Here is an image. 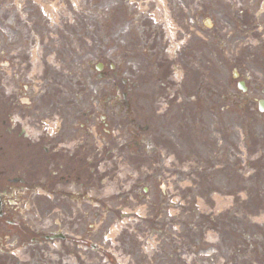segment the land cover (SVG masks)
Wrapping results in <instances>:
<instances>
[{
  "label": "rangeland",
  "instance_id": "374dc122",
  "mask_svg": "<svg viewBox=\"0 0 264 264\" xmlns=\"http://www.w3.org/2000/svg\"><path fill=\"white\" fill-rule=\"evenodd\" d=\"M17 2L19 1H12L11 5H14L12 9H15V5L17 7ZM65 5H67V10L59 13L61 19H58L57 24L59 27L57 31L65 30L68 33L72 32V29L68 27L69 13H72V10L70 4L65 3ZM111 5L110 0H103V7L109 8ZM51 11L46 12V22L52 21L54 13L49 14ZM26 13L25 9H17L13 14V18H11L10 11L8 13L0 12V20L7 21L6 24H0V144L7 155L4 162L10 168H15L16 171L25 170L27 175L32 178L31 180H34L38 173H36L38 167L46 169L43 165L44 159L52 157L51 148L46 154L41 150L44 145L43 141L37 142L31 139L32 137L24 138L17 135V132H21L22 128L26 133L39 128L25 115H22L21 110L23 108H33L35 104L37 106L35 111H43L45 109L46 111L59 113V110L62 112V107H65L66 104H70L69 108L82 106L83 110H87L85 114L93 117L90 118L91 121L88 124V128L90 133L96 135L94 137L88 136L87 140L82 139L85 144L84 148L89 150V159L93 161L92 167L100 166L103 171L93 181V186L98 185L101 177L105 179V183L101 188H98L99 191L111 192V187H114L113 190L119 194H125L124 185L127 182L130 183L133 180V175L137 173L142 179L145 178L136 189L138 195L143 192L144 187L149 190L150 186H152L157 190L159 180L151 181L150 183L149 174L151 169L145 171L141 167L127 163L126 160H128L129 156L116 155V161L113 165L112 154H106L105 152L103 154L105 162H101L102 158L99 159L96 155L93 156L92 153L94 149H99L96 147L97 140L99 142L104 140L107 143L111 141V137L117 138L114 126L103 127L100 125L103 123L100 116L113 117L114 109L109 107L108 100L113 99L111 102L113 105L114 101L120 99L121 84L119 78L123 77L128 83L135 81L139 87L143 86L146 88L148 94H143L147 93L143 92V88L140 90L142 91L140 95L142 94L143 97L155 95V93L149 94V89L158 93L166 90V97H163V99H166V103H169L164 113L165 119L171 121L170 118H172L174 122H177V120L183 121L184 118L183 122H185L186 127L195 125L201 128V124L204 121L203 118H205V123L208 122L214 126L216 139L212 140L211 147L218 150L216 155L218 161L215 163L217 168H225V157L222 156L225 153V149L233 154L231 174L234 178L232 182L230 179L225 180L223 174H217L213 182H208L207 180L205 182L203 176L207 169L201 167L202 177H197L196 180L199 182L198 185L200 187L203 185L211 186V188L220 185L223 187V191H212L210 200H204V198L195 195V198L188 201V208L192 211L194 210L195 214L192 216L189 214L191 218L186 217L185 222L188 225H195L193 227L194 232L189 233L185 230L183 234L180 233L178 235L177 231L171 229L172 234L180 239L178 248L183 247L184 264H264V163H259L260 160L264 162L261 156V154L264 155V151L256 146H251V143L248 144L247 158L250 166L247 167L246 165L242 171H239L242 162L240 155L245 156L241 151L240 130L245 133L246 139L249 140L251 138L254 142H257L253 137V134H256L257 127L252 124L247 126L242 121L240 117L242 109L239 106V102L232 107L231 111L230 108H228V111L216 108L214 110L210 109L211 102H206L209 92L204 91L205 87L203 85H209L206 84V80L211 81V78L209 76L201 77L200 72L194 66V64H201L203 67L206 64H204V61H207L209 54L204 52V60L199 61L193 59L194 56L190 57L188 53L179 57L177 51L179 36L176 33V28L165 30L156 26L153 27L151 29L153 36L160 39L159 42L153 39L151 45L145 44L147 40L143 37L144 32L140 34L138 29H134L137 36L136 48L130 44L123 43V37L115 34L121 29L111 28L105 29L106 33L107 31L109 32V35L105 34V43L85 46L88 62L91 60L90 68L85 71L80 68L81 63L85 64L86 60H80L76 56L79 53L74 46V49L70 50L68 55H64L59 50L56 53L53 52L54 54L50 53L51 51L49 50L43 51L41 44H24L19 33L23 31V24L27 22ZM161 16H163V13L159 14V17ZM61 21L66 22L64 28L61 27ZM47 26L51 28V32L48 34L53 35L51 25ZM50 28L46 30L49 31ZM89 30L92 32L91 36L96 38L98 35L96 34L97 29L90 26ZM99 30V33L103 31L102 29ZM16 47L20 50L26 47V51L18 55ZM123 49H127L128 52L132 50L135 58L130 56L127 58L123 57L125 51ZM78 50H80V47H78ZM101 55L104 56V59H102ZM67 59H70L71 62L68 60V62L64 63ZM97 62L104 64L103 73L105 77L101 80L95 77L97 72L94 69V64ZM110 64L116 67L117 74L121 77H111L113 73L110 71ZM69 66H76L78 69H75L74 72L82 75L68 73V69L72 70L70 68L67 69ZM218 68L224 71L228 70L227 65L218 66ZM130 69L134 71L135 76H131ZM47 70L50 77H47ZM228 77L227 71L223 77L220 72L216 76L217 79H228ZM74 80L77 83L72 87ZM113 85L118 90H112ZM110 90H112V93L109 92ZM39 91L40 95L34 97ZM222 94L225 95V93H219V95ZM252 96L259 97L260 95L254 92ZM163 99L158 97L156 103L151 106L152 108L144 109L143 111L150 113L152 110L155 112H158L156 109L162 110ZM25 100L28 103H18ZM53 101L58 104L55 105ZM215 101H218V99H215ZM74 113L78 114V111ZM156 115L161 117L162 114L156 113ZM12 118H19V122L15 126H12L13 123L10 120ZM3 120L4 123L6 122L5 124H2ZM8 126L10 128L9 131L12 130L9 136L6 134ZM184 133L188 135L186 128ZM218 133L220 134L218 135ZM8 138L10 139L3 144L2 140ZM62 138L64 137L62 136ZM193 139L195 141V138ZM189 140L193 142L191 135ZM219 140H222V143H219ZM28 141L31 142L30 145H27ZM216 141L217 146H215ZM195 148L201 150L200 154L202 156L206 153L205 147L203 148L198 143L195 144ZM105 150L106 148H104ZM1 153L2 150L0 149ZM203 157L208 158V156ZM96 161L98 162L96 163ZM197 161L198 159L196 158L185 161L184 165L188 168L187 177L184 178L186 186L194 185L193 176L196 177V174L193 168ZM173 164L177 165L176 159H174ZM207 165L208 167L213 166V163L207 162ZM236 171H239V173L237 174ZM82 173L85 177H88L89 172L87 169H83L80 174ZM65 174H70L71 178L75 175L72 171H66ZM177 175L176 172L161 174L162 190L166 193L170 192L165 194L169 196V202L172 199H176V193L179 191ZM237 179L243 181L240 186L238 185L239 187L234 184ZM136 182H139L138 178ZM114 183H116V186H114ZM117 183L120 186H117ZM92 191L94 195L98 194L95 190ZM189 191L190 188L186 187L185 193H191ZM104 203L113 205L112 200L107 198ZM120 206L129 210H135L136 207L140 206H149L148 209L145 207V211L142 214L153 213L157 209V198H150L147 203L139 200L131 206L127 204ZM166 208L164 211H166ZM89 210V242L97 248L92 250L89 247L83 251L86 255L83 264H133V259L136 264H169L171 262V260H168L170 254L174 256L180 254V249L177 252V248H170L165 243L164 248L169 253L162 254L160 251L156 256V249L158 250L156 246L158 242H161V239L156 237L155 234L144 235L149 225H143V222L138 223L136 226L143 225L142 230L136 231L138 241L141 239L138 244L133 242L135 233L131 231L135 228L134 225L136 223L134 220L122 225L117 219L108 217L107 223H103L95 230L94 228L99 223L100 217L95 218L93 213L97 211L99 215L103 216L104 208H98L90 204ZM189 229L191 230L192 226ZM111 232L113 235H110ZM2 249L6 248H0V250ZM8 250L14 251L20 259L26 260L28 258V249L26 248H8ZM45 251L48 256L45 262L41 264H80V261L74 256L71 262L67 257L60 258L56 249H47ZM106 257L109 259L108 262H104ZM31 259L32 257L27 261ZM162 260L166 261L163 262ZM0 264H4L1 256ZM11 264L15 263L12 261Z\"/></svg>",
  "mask_w": 264,
  "mask_h": 264
},
{
  "label": "flooded vegetation",
  "instance_id": "af4514ba",
  "mask_svg": "<svg viewBox=\"0 0 264 264\" xmlns=\"http://www.w3.org/2000/svg\"><path fill=\"white\" fill-rule=\"evenodd\" d=\"M10 1L0 0V12H9ZM48 1L57 3L69 0H19V8L30 10L32 7L40 8L43 2L47 3ZM114 1L117 4L108 11V14L102 16L110 27L133 26L139 30L146 29L151 35L148 27L152 26L154 20L148 12L153 5L157 6L155 0H140V4L138 0ZM79 2L82 4L81 20L77 18L74 20V24L82 25L81 28H84L83 26L89 21V0H79ZM164 2L163 6L166 7V10L176 14L178 25L183 34L189 29H194L192 33H188V39L193 36L202 44L208 45L213 54L216 44L226 47L228 56L226 60H229L230 66L235 67V76L241 79L240 82L236 81L233 85L231 82L226 85L218 84V89L233 93L234 89L242 87L246 103L255 100V97L252 96L254 92L264 98V0H164ZM141 4H145V6ZM12 12H16V9H12ZM206 18L209 19L207 26L204 22ZM0 22L4 23L1 20ZM38 25L39 28L43 27V20H39ZM81 33L88 34L86 29H83ZM62 35V38L68 37L66 33H62ZM83 39V42H87V38ZM193 59L199 61L204 60V57L201 52H196ZM136 86V84L130 86V98L133 104L136 103L137 98ZM121 97L126 98V92H123ZM125 102L124 99L123 104L117 101L115 107H120V105L123 107ZM126 104L128 105L127 102ZM117 113L120 114L121 111L117 110ZM251 119L254 123L263 125L264 111L260 112L257 108V113ZM156 126H158L157 123L153 126L154 131L158 130ZM128 128L127 135L132 140H138L134 142L137 145L138 153L146 154V149L142 146L149 139L140 132L145 130L148 132L149 125L145 123L142 126L135 123V119L132 117L129 120ZM155 132L162 135L159 131ZM57 140H59L57 137H53L51 140H45L44 143L47 146L51 145L53 152L60 150L59 148L65 149L64 146L57 147ZM46 150L43 148L45 153ZM71 154L69 153V155ZM62 156L64 157L63 154ZM71 158L77 160L75 156ZM64 167L65 165L62 163H58V167L54 166L55 170H61ZM51 170V174L58 178L47 185L41 179L29 182L24 176L11 175L15 172L14 169L9 171L5 165H0V243L21 245L24 248H43L45 244H48L47 236L59 238L58 248H80V244L87 243L88 212L87 207L83 205L84 189L87 188V183L81 179V176L76 175L74 180H70V176L57 175L55 173L57 171ZM50 184H52L51 187ZM70 184L79 187L80 191L75 195L71 191H67V186ZM37 188L49 190L51 194L47 210L51 215H54L52 226L56 229L49 234L40 233L35 228L36 223L41 220L44 214V206L40 198L46 196L42 192H37ZM69 202L79 203L75 213L72 212ZM25 203L28 204V208L24 206ZM29 210H33V213H28ZM72 220H74L73 223ZM64 227L65 229L70 227L71 232L64 230ZM34 253L36 257H41L40 251L36 250Z\"/></svg>",
  "mask_w": 264,
  "mask_h": 264
}]
</instances>
